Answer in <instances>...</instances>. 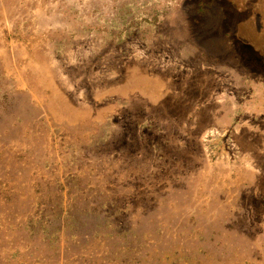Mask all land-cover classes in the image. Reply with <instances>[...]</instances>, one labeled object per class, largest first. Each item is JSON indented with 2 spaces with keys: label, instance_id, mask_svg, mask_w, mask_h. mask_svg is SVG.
Listing matches in <instances>:
<instances>
[{
  "label": "rangeland",
  "instance_id": "374dc122",
  "mask_svg": "<svg viewBox=\"0 0 264 264\" xmlns=\"http://www.w3.org/2000/svg\"><path fill=\"white\" fill-rule=\"evenodd\" d=\"M0 264H264V0H0Z\"/></svg>",
  "mask_w": 264,
  "mask_h": 264
}]
</instances>
